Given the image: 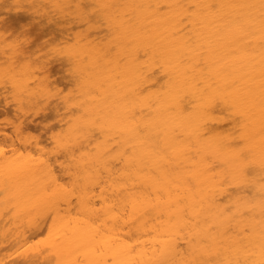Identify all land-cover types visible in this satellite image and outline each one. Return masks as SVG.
Instances as JSON below:
<instances>
[{
	"label": "bare ground",
	"instance_id": "1",
	"mask_svg": "<svg viewBox=\"0 0 264 264\" xmlns=\"http://www.w3.org/2000/svg\"><path fill=\"white\" fill-rule=\"evenodd\" d=\"M0 5V264H264L260 214L244 210L264 185L261 0ZM113 73L143 98L138 136L112 119ZM124 173L132 197L103 190ZM225 205L239 221L208 229Z\"/></svg>",
	"mask_w": 264,
	"mask_h": 264
},
{
	"label": "clouds",
	"instance_id": "2",
	"mask_svg": "<svg viewBox=\"0 0 264 264\" xmlns=\"http://www.w3.org/2000/svg\"><path fill=\"white\" fill-rule=\"evenodd\" d=\"M109 2H114V0H109ZM131 2L149 5V4H164L168 3L169 0H131ZM211 3V0H205V6ZM261 3L264 4V0H261ZM0 7H6V5H0ZM108 87L110 89H113L115 91V97L112 102H110V111L112 113V119L114 121L118 122V133H123L128 136H138L139 130L143 127H146V124L140 123V118L136 117L135 120H133L131 123H128V118L130 116L134 117L135 113L133 112V109L140 106V104L144 103L143 98L137 100L133 99L132 96H128V93L134 94V89L131 87L126 88L124 91H118L117 89L124 88V84L121 80L116 78V73H113L108 81ZM88 100H96L97 97L92 95L91 93L88 94L86 97ZM144 106H147V104H144ZM149 118V122H150ZM97 127L101 130H103L106 127V124L100 123L97 124ZM142 142V141H140ZM115 144H120L119 140L114 141ZM131 147V145H129ZM195 151V149H192ZM0 156H3V150H0ZM210 166V165H209ZM126 177V182L120 183L119 185H114L111 188L105 187L104 191H120L121 189H124L127 191V194L129 197H132L133 194L136 191L137 185L140 184V180L133 179L132 177L135 175V173H124L123 174ZM3 176L2 173H0V184H3ZM260 199H259V206H253L252 208L244 209L249 212H255L258 211L260 214V226L262 229V234H264V185H261L260 189ZM218 195H223L224 191L221 190ZM3 199H0V204H3ZM235 202H233L234 204ZM225 208L228 209L227 212H224L223 209H221V212H224V214L221 216L218 213H213V215L216 217L213 219L211 223L207 225L208 229L211 228H223L227 229V227H230L234 224H236L239 221V214L242 212V209L239 207H231L229 205H225ZM138 214L137 208L135 203L132 205V210L130 212V215L135 218V216ZM197 253V255H203L205 257H211L216 255V250L213 248H209L207 245L201 244L197 249H194ZM233 254H236L238 252V248H229L228 249ZM179 264H183V262H179ZM194 264H247L246 261L241 260L239 258L233 259V260H212V259H205V260H196L194 261Z\"/></svg>",
	"mask_w": 264,
	"mask_h": 264
},
{
	"label": "rangeland",
	"instance_id": "3",
	"mask_svg": "<svg viewBox=\"0 0 264 264\" xmlns=\"http://www.w3.org/2000/svg\"><path fill=\"white\" fill-rule=\"evenodd\" d=\"M15 25H19V24L15 23ZM16 27H17V26H16ZM18 27H19V29H20V26H18ZM31 33H32V35H33V34L36 33V32H31ZM31 33H30V34H31ZM32 35H30V36H31L33 39H34V38H37V36H36L37 33H36V35H35V34H34L33 36H32ZM31 37H30V38H31ZM33 39H32V40H33ZM55 72H56V71H55ZM60 74H62V72H60ZM56 75L58 76L59 74L56 73ZM58 77H59V76H58ZM6 113H7V114H6L7 116L5 115V112H4L5 118H9V117L11 118V116L14 115V111L12 112V110H11V112L9 111V112H6ZM12 113H13V114H12ZM8 114H9V116H8ZM2 115H3V114H2ZM2 115H1V117H4V116H2ZM41 116H42V115H41ZM41 116H40V118H41ZM13 117H14V116H13ZM40 118L38 119V121L36 120L37 123H40V122H41V119H40ZM36 121H35V120H34V121H31V122H35V123H33L34 127H35V124L37 125ZM39 121H40V122H39ZM40 126H41V125H40ZM34 129H35V128H34ZM42 130H43V129H42ZM42 130L39 129V131H42ZM43 132H44V134L46 133V131H44V130L42 131V133H43Z\"/></svg>",
	"mask_w": 264,
	"mask_h": 264
}]
</instances>
